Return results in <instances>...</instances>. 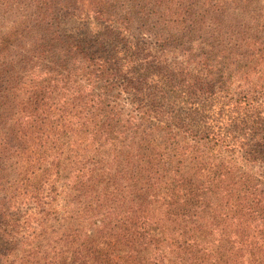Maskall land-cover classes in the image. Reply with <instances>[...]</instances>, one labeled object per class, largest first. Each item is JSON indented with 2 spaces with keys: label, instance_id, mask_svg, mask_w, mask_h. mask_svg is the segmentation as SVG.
Here are the masks:
<instances>
[{
  "label": "trees",
  "instance_id": "16d2710c",
  "mask_svg": "<svg viewBox=\"0 0 264 264\" xmlns=\"http://www.w3.org/2000/svg\"><path fill=\"white\" fill-rule=\"evenodd\" d=\"M0 264H264V0H0Z\"/></svg>",
  "mask_w": 264,
  "mask_h": 264
}]
</instances>
